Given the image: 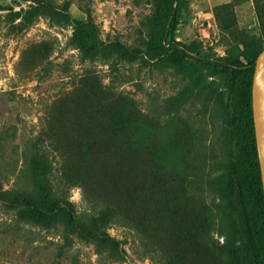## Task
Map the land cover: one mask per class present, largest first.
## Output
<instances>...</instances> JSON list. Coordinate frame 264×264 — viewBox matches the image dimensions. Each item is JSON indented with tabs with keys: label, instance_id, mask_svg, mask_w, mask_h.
Listing matches in <instances>:
<instances>
[{
	"label": "rangeland",
	"instance_id": "1",
	"mask_svg": "<svg viewBox=\"0 0 264 264\" xmlns=\"http://www.w3.org/2000/svg\"><path fill=\"white\" fill-rule=\"evenodd\" d=\"M174 41L193 55L244 60L264 49V0H0L5 189H41L30 158L37 153L48 155L60 182V144L76 128L74 109L98 91L134 101L145 116L185 178L189 223L174 238L170 226L153 233L117 221L84 236L61 220L47 228L22 219L0 200V264H240L230 83L168 52ZM69 191L86 217L84 189Z\"/></svg>",
	"mask_w": 264,
	"mask_h": 264
},
{
	"label": "trees",
	"instance_id": "2",
	"mask_svg": "<svg viewBox=\"0 0 264 264\" xmlns=\"http://www.w3.org/2000/svg\"><path fill=\"white\" fill-rule=\"evenodd\" d=\"M167 51L213 68L230 83L234 142L230 176L237 214L233 237L240 244V264H264V187L253 113L254 74L262 50L244 60L234 56L215 59L193 55L174 41ZM77 105L76 128L60 144V182L51 177L48 155L37 153L30 158L34 179L43 183L41 189L35 185L5 189L8 173L0 166V200L22 219L47 228L61 220L84 236L99 237L115 221L153 233L170 226L172 238L180 225L187 229L185 178L178 175L173 157L151 133L135 102L87 91ZM66 112L60 111L57 118L67 116ZM78 185L91 205L84 218L68 198L69 189ZM203 226L200 221L197 228ZM197 246L202 248L201 242Z\"/></svg>",
	"mask_w": 264,
	"mask_h": 264
},
{
	"label": "water",
	"instance_id": "3",
	"mask_svg": "<svg viewBox=\"0 0 264 264\" xmlns=\"http://www.w3.org/2000/svg\"><path fill=\"white\" fill-rule=\"evenodd\" d=\"M253 95L255 130L264 187V49L256 62Z\"/></svg>",
	"mask_w": 264,
	"mask_h": 264
}]
</instances>
